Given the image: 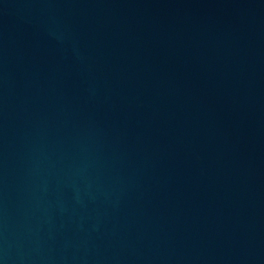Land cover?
<instances>
[{"label":"water","instance_id":"1","mask_svg":"<svg viewBox=\"0 0 264 264\" xmlns=\"http://www.w3.org/2000/svg\"><path fill=\"white\" fill-rule=\"evenodd\" d=\"M0 264H264V0H0Z\"/></svg>","mask_w":264,"mask_h":264}]
</instances>
